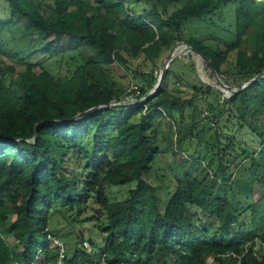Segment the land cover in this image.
Instances as JSON below:
<instances>
[{"label": "trees", "instance_id": "trees-1", "mask_svg": "<svg viewBox=\"0 0 264 264\" xmlns=\"http://www.w3.org/2000/svg\"><path fill=\"white\" fill-rule=\"evenodd\" d=\"M6 1L12 19H26L41 37L40 52H77L80 60L55 77L31 54L23 69L0 57V264H35L40 256L56 264L58 251L48 239L56 237L50 231L56 211L84 218L93 212L100 231L98 253L75 250L70 257L67 253L70 260L106 255L111 262L131 264H209L211 258V264H264V252L254 249L256 238L264 242V77L259 76L264 73V0H145L152 8L143 14L130 13L127 0ZM230 2L235 3L232 42L214 47L194 36L185 39L190 19H202ZM180 40L203 54L237 91L224 96L191 78L189 63L175 58L149 96L159 79V57ZM125 53L145 54L153 67L132 72L140 84L131 91L119 87L111 72L115 63L129 68ZM232 57L234 67L224 70ZM181 84L191 90L190 97L178 92ZM128 94L147 99L111 105ZM201 101L209 102L212 128L227 112L261 138L259 156L245 146L240 154L249 161L246 192L254 183L263 186L249 207L252 227L241 221L247 209L234 202L239 185L225 178L237 157L218 161L219 178L205 163L203 131L194 132L203 117L197 115ZM109 131L112 136L103 135ZM91 137L89 150L85 144ZM193 137L200 142V156L191 159L184 146ZM233 144L230 140L225 150ZM74 150L89 157L82 179L65 172V158ZM170 154L176 166L167 165L168 177L157 164ZM132 181L136 185L127 198L111 199L108 186ZM10 235L16 245L7 241Z\"/></svg>", "mask_w": 264, "mask_h": 264}, {"label": "rangeland", "instance_id": "rangeland-1", "mask_svg": "<svg viewBox=\"0 0 264 264\" xmlns=\"http://www.w3.org/2000/svg\"><path fill=\"white\" fill-rule=\"evenodd\" d=\"M42 1L44 4L54 3V0ZM127 5L129 7L130 13L137 14H143L152 8V5L145 0H127ZM234 10L235 3L230 2L217 8L213 14L207 15L202 19H190L184 25L183 35L185 39L189 38L190 36H194L205 42L207 45L215 47L219 43L220 47H224V42L230 43L235 39ZM11 15L9 3L6 0H0V20L12 19ZM120 17L125 19L126 15L122 14ZM42 44L43 40L41 37L34 32V30L30 27L29 22L20 16H16L6 25H0V57L9 63H18L17 66L19 69L24 68L22 63L27 60L26 55L30 54L32 57L31 59L34 62L42 64L43 67L55 77L65 74V72L69 70L68 68H74L79 63L80 58L77 52L48 56L47 54L40 52ZM186 44L187 43L184 40H180L177 41V43L171 49L162 52L158 59L160 71H158V73L156 72L157 75L160 76L167 64L170 54L173 52L174 59L183 58L186 63H189L190 66L188 68L192 71L189 73L191 78L195 77L194 80L201 79L203 82L219 89L224 96H231V93H233L232 90H228L227 88L220 85L221 83L227 85L223 80L224 77L214 73L208 63L199 54L190 49ZM125 56L129 59L127 64L129 68H126L125 65L122 66L120 63H115L111 72L116 84L126 90L131 89L132 85L140 84L138 78H136L135 74L132 72L136 70L151 71L153 67L150 61L147 60L145 54H141L138 57H132L125 53ZM179 62V60L174 61L173 67H175ZM234 65L235 58L232 57L224 64L223 69H231L234 67ZM192 67H195L196 70H192ZM174 79L175 76H172L171 80ZM232 87L235 88L234 86ZM235 89L237 90V88ZM177 90L186 97H190L192 93L191 90L183 84L178 85ZM131 97L135 98L136 96L133 95ZM208 103L201 101L199 104L200 109L198 108L197 111V115L201 116L202 113L203 117H201V121L197 124L194 132L197 133L198 129L203 131L201 142L205 147H207L206 152H204L205 149L202 147L203 145L200 146V150H203L204 152L203 157L205 163L210 162L212 165L210 166V169L215 176L218 161L222 160L224 163H227L229 161L231 162L232 158L237 157L234 159V163L230 164L226 169L225 178L231 177L235 179L236 183L230 178L231 181L239 185V188H237L235 187V184H232L233 187H235L234 202L236 205L237 203L239 204L240 210L245 208L247 209L246 212L241 216V221L242 223H246L248 227H252L255 217L251 214L252 212L249 207L251 204H253V200L260 195L261 191L263 190V186L259 185L258 183H254L253 190L250 192V194L246 192V188L250 183L248 169L249 161L245 162V155L240 154L242 152V147L245 146L248 148L250 155H256V157L259 156L260 154L258 152L261 149V138H259L249 126L244 125L241 127V121L238 116H234L233 114L229 116L227 112L216 124V126L212 128L210 120L213 119L212 113L207 110ZM228 108L229 106H225V110ZM170 120L172 121L171 118ZM172 122L175 127V121ZM215 132L219 133V138L212 137V134ZM113 133V131H109L103 135L110 137L113 135ZM230 140H232L234 144L225 150ZM186 141V146L184 147L187 150L184 149V151L187 156H190L189 158L191 159L200 156V154L197 153V143L199 144L200 142H198L195 137ZM87 142H89V145H87V143L85 146L89 150H92L93 137L87 140ZM178 149L180 150L179 147ZM88 163L89 157H87L84 152H79L77 150L71 151L64 161L66 169L65 172L68 175L82 179V177H84L83 175L87 172L85 167L88 165ZM167 165H169L171 170H173V168L176 166V161L171 156V154L169 157L167 156V158H165L163 161H159L157 164V166L160 167L161 172H165L168 177H171V170L170 168H166ZM135 185L136 181L110 185L107 188L108 194L112 200H123L128 197L130 189ZM72 212L73 213L71 214V212L56 211L50 220L51 233H53V235L55 234L56 237L60 238L65 243L69 257L74 253L75 250H79L81 253L85 251L90 255L98 253L100 249L99 247L102 245V240L100 231L96 227V221L93 218L94 213L89 212L84 218L83 216H76L75 211ZM260 231L263 230L261 229ZM6 238L11 246L16 245V242L11 235L7 236ZM254 242L255 251L258 253L264 252V244L262 240L260 238H256ZM35 264L46 263L44 262L43 257L40 256Z\"/></svg>", "mask_w": 264, "mask_h": 264}, {"label": "built area", "instance_id": "built-area-1", "mask_svg": "<svg viewBox=\"0 0 264 264\" xmlns=\"http://www.w3.org/2000/svg\"><path fill=\"white\" fill-rule=\"evenodd\" d=\"M137 87H138L137 85H132V88L130 89V91L133 89H137ZM155 92H156V86L153 89H151V91L149 92V96L152 93L154 94ZM131 96H133V95L130 94V95L126 96L122 102H115V103H112L111 105H120V104L126 105V104H130V103L145 102L147 99V97H142L141 99H137L136 97L134 98ZM145 109H147V107ZM48 239L55 245V247L57 248V251H58L56 264H131L130 262H127V261L111 262V261L106 259V255H103V257H101V258H96L94 261L70 260L67 256V250H66L65 243L61 239L54 237L52 235H49ZM263 244H264V242H263ZM214 259L215 258H211L209 260V264L213 263ZM20 264H22V263H20Z\"/></svg>", "mask_w": 264, "mask_h": 264}, {"label": "water", "instance_id": "water-1", "mask_svg": "<svg viewBox=\"0 0 264 264\" xmlns=\"http://www.w3.org/2000/svg\"><path fill=\"white\" fill-rule=\"evenodd\" d=\"M188 47H190V49H192L194 52H196V53H198L207 63H208V65L210 66V68H211V70L214 72V73H216V74H218V72L216 71V69L211 65V63H210V61L203 55V54H201V53H199L196 49H194L193 47H191V45L190 44H186ZM174 60V56H173V52L170 54V56H169V59H168V61H167V64H166V66H165V68H164V70L161 72V74H160V76H159V79H158V82H157V84H156V90L158 89V87L160 86V84H161V82H162V80H163V78H164V76H165V74L167 73V71H168V68H169V66H170V64H171V62ZM260 77H264V73L263 74H261V75H259ZM254 80V79H253ZM219 82H220V80H219ZM222 87H225V88H227L228 90H232V92H236L237 90L235 89V88H233L232 86H228V85H225V84H223V83H221L220 84ZM247 86V84H245V85H243L242 87L244 88V87H246ZM153 94V93H152ZM151 94V95H152Z\"/></svg>", "mask_w": 264, "mask_h": 264}, {"label": "bare ground", "instance_id": "bare-ground-1", "mask_svg": "<svg viewBox=\"0 0 264 264\" xmlns=\"http://www.w3.org/2000/svg\"><path fill=\"white\" fill-rule=\"evenodd\" d=\"M190 48V47H189ZM183 51V50H182ZM182 51H180V52H182ZM198 54V53H197Z\"/></svg>", "mask_w": 264, "mask_h": 264}]
</instances>
